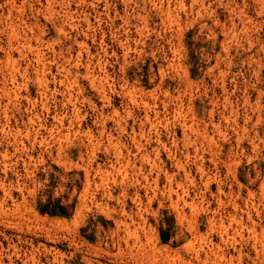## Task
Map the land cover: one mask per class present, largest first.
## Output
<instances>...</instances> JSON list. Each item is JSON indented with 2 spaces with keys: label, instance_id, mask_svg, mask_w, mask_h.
Listing matches in <instances>:
<instances>
[{
  "label": "rangeland",
  "instance_id": "374dc122",
  "mask_svg": "<svg viewBox=\"0 0 264 264\" xmlns=\"http://www.w3.org/2000/svg\"><path fill=\"white\" fill-rule=\"evenodd\" d=\"M263 177L264 0H0V264H264Z\"/></svg>",
  "mask_w": 264,
  "mask_h": 264
},
{
  "label": "bare ground",
  "instance_id": "6f19581e",
  "mask_svg": "<svg viewBox=\"0 0 264 264\" xmlns=\"http://www.w3.org/2000/svg\"><path fill=\"white\" fill-rule=\"evenodd\" d=\"M162 11V10H161ZM17 16V15H16ZM9 18V17H8ZM17 18V17H16ZM6 31V30H5ZM40 59V58H39ZM9 90V89H8ZM7 90V91H8ZM232 111V110H231ZM237 113V112H236ZM248 117V116H247ZM184 118V117H183ZM244 119V118H243ZM185 120V119H184ZM186 121V120H185ZM188 124V123H187ZM186 124V125H187ZM190 127H192V126H190ZM206 128V127H205ZM188 129V128H187ZM190 129V128H189ZM198 130V129H197ZM205 130V129H204ZM199 131V130H198ZM184 133V132H183ZM185 135V134H184ZM187 136V135H186ZM187 137H189V136H187ZM206 137V136H205ZM209 142V141H208ZM177 161V160H176ZM231 161V160H230ZM227 162V161H226ZM264 178V177H263ZM137 180V179H136ZM146 180V179H145ZM261 191V190H260ZM172 196V195H171ZM172 200V199H171ZM175 203V202H174ZM193 203V202H192ZM170 205H171V203H170ZM233 205V204H232ZM180 209V208H179ZM193 210V209H192ZM180 211V210H179ZM175 214H177V213H175ZM181 215H186V214H181ZM178 216V215H177ZM180 217V216H179ZM118 220H120V219H118ZM121 223V222H120ZM118 225H120L119 223H118ZM119 227V226H118ZM264 227V226H263ZM198 258V257H197ZM221 260V259H220Z\"/></svg>",
  "mask_w": 264,
  "mask_h": 264
}]
</instances>
